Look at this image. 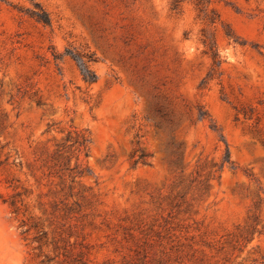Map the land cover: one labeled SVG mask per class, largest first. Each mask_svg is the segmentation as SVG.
Returning a JSON list of instances; mask_svg holds the SVG:
<instances>
[{
    "label": "rangeland",
    "instance_id": "rangeland-1",
    "mask_svg": "<svg viewBox=\"0 0 264 264\" xmlns=\"http://www.w3.org/2000/svg\"><path fill=\"white\" fill-rule=\"evenodd\" d=\"M213 6L208 24L188 1L0 0V264L44 258L30 217L82 264H264V0Z\"/></svg>",
    "mask_w": 264,
    "mask_h": 264
},
{
    "label": "trees",
    "instance_id": "trees-1",
    "mask_svg": "<svg viewBox=\"0 0 264 264\" xmlns=\"http://www.w3.org/2000/svg\"><path fill=\"white\" fill-rule=\"evenodd\" d=\"M192 2L198 11V15L208 24H214L221 20L219 13L213 6L214 0H171V8L175 11H180L183 7L185 2ZM37 10L33 11L31 14L37 18L40 22L45 24H51L52 19L50 14L39 4H36ZM227 35L230 38H235V34L227 29ZM209 40V41H208ZM205 42L210 45V49L212 51V57L214 62H218L220 58L219 50L216 47L215 41L211 38L209 39L206 36ZM66 54H70L78 63L79 68L82 72L83 78L86 82L92 83L97 80L96 72L90 67L89 63L91 61H96L97 57L93 54V52H81L75 49H67ZM56 58H60L61 55H56ZM67 141H71L69 145L67 143H63L59 148L57 153L59 156H63V151L67 147L76 146V149H86L88 143V137L85 133L79 134L75 139H70V136L66 138ZM87 153V151H86ZM77 176V175H76ZM20 192H16L13 194L8 201L5 199V202H8L12 208V211L17 215H20L22 206L21 202L22 199L20 197ZM65 210V218H69L70 216L67 214L68 211L72 210V207L66 203L64 206ZM58 210H62L59 207V203H56L53 206V212ZM32 218V220H30ZM30 218H21L19 226L22 229V234L24 235L26 240H29V243L36 244L33 248L38 249L39 251L36 253L35 256L43 255L44 258L39 261L37 264H82L83 261L81 258H78L82 252L77 254V258L73 257L74 253V246L72 248L67 249V245H61L60 240H64L62 234L63 232L60 231L61 226H59L56 222L51 220L49 225L46 226L45 222L42 220L35 219L34 217ZM50 233L52 237L50 238ZM52 245L54 254L45 252V247ZM64 249V251H61ZM61 256H64L61 259Z\"/></svg>",
    "mask_w": 264,
    "mask_h": 264
}]
</instances>
